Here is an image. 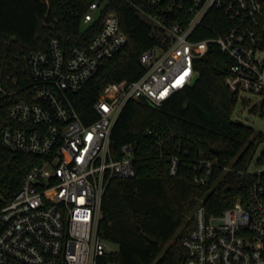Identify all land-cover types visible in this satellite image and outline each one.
<instances>
[{
	"label": "built area",
	"instance_id": "built-area-1",
	"mask_svg": "<svg viewBox=\"0 0 264 264\" xmlns=\"http://www.w3.org/2000/svg\"><path fill=\"white\" fill-rule=\"evenodd\" d=\"M64 1L70 8L85 7L83 29L94 28L98 20L87 43L66 45L52 36L45 49L22 53L26 79L9 74L0 79V97L15 98L4 109L0 146L38 158L21 171L15 190L0 177V264H120L101 263L117 247L102 241L97 222L108 180L134 175L136 164L130 143L120 146L119 155L111 152L112 126L127 100L144 98L159 106L189 85L195 58L210 46L228 57L224 83L229 90L264 94V46H259L264 0H126L151 23L156 43L139 54L144 71L138 78L103 85L93 103L95 117L85 122L69 93L80 89L99 61L128 37L110 0ZM212 8L226 16L228 26L195 38ZM145 133L175 174L178 153L166 150L155 128ZM217 162L214 155L199 158L194 182H208ZM247 172L255 177L245 200L237 198L220 213L208 214L203 198L198 199L193 224L181 238L184 264H264V169L248 167Z\"/></svg>",
	"mask_w": 264,
	"mask_h": 264
},
{
	"label": "trees",
	"instance_id": "trees-1",
	"mask_svg": "<svg viewBox=\"0 0 264 264\" xmlns=\"http://www.w3.org/2000/svg\"><path fill=\"white\" fill-rule=\"evenodd\" d=\"M64 2L0 0V79L6 74L26 79L27 64L22 53L45 49L52 36H58L66 45L87 43L98 20L94 28L90 25L83 29L81 14L85 7L80 4L70 8ZM109 6L117 12L128 41L112 56L101 59L83 86L69 93L85 122L95 117L93 103L103 85L112 80L138 78L144 71L139 54L156 43L151 23L135 6L126 0H110ZM203 21L206 27L198 28L195 38L228 26L226 16L214 8ZM227 58L216 46H210L194 60L198 77L193 84L175 91L159 106L144 98H131L122 107L111 129L110 150L119 155L122 144H132L136 166L130 177L110 178L103 191L97 232L101 238L114 242L117 249L104 255L101 263L184 264L186 250L181 238L193 224L191 215L198 199L203 198L208 214H218L237 198H247L255 177L247 169L264 140V131H255L232 117L237 93L224 83ZM12 99L14 96L0 97V122ZM251 109L264 115V94ZM147 127L162 134L167 151L178 153L180 161L175 174L169 173L166 158L153 150V138L145 133ZM206 155L216 156L218 162L210 180L199 185L193 180L198 170L194 165ZM37 159L36 155L11 153L0 146L3 184L15 190L21 171ZM255 161L264 162V147ZM224 165L229 169H224Z\"/></svg>",
	"mask_w": 264,
	"mask_h": 264
},
{
	"label": "rangeland",
	"instance_id": "rangeland-1",
	"mask_svg": "<svg viewBox=\"0 0 264 264\" xmlns=\"http://www.w3.org/2000/svg\"><path fill=\"white\" fill-rule=\"evenodd\" d=\"M143 17H146L143 15ZM147 19V18H145ZM262 98L259 93L251 91L241 90L237 94V101L232 111L233 118H239L244 123L252 126L255 131H264V115H260L259 112L253 111L251 108L257 104ZM264 147V140L261 141L254 154L253 160L251 161L249 168L252 170L264 169V162L257 163L255 161L256 156L260 150ZM102 241L106 242L112 247H116L114 242L108 241L102 238ZM170 243V242H169Z\"/></svg>",
	"mask_w": 264,
	"mask_h": 264
},
{
	"label": "water",
	"instance_id": "water-1",
	"mask_svg": "<svg viewBox=\"0 0 264 264\" xmlns=\"http://www.w3.org/2000/svg\"><path fill=\"white\" fill-rule=\"evenodd\" d=\"M259 46H264V29H262V32H261V37H260V40H259ZM197 77H198V72L195 71L194 74H193V77H192V80H191L190 84H193L195 82V80L197 79ZM235 120L238 123L242 122V120L239 119V118H235ZM212 151L216 152L217 149L216 148H212Z\"/></svg>",
	"mask_w": 264,
	"mask_h": 264
}]
</instances>
